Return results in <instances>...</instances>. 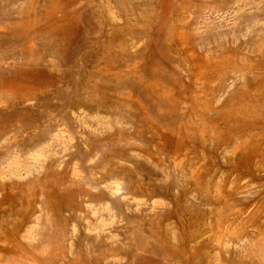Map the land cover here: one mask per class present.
<instances>
[{"label":"rangeland","instance_id":"1","mask_svg":"<svg viewBox=\"0 0 264 264\" xmlns=\"http://www.w3.org/2000/svg\"><path fill=\"white\" fill-rule=\"evenodd\" d=\"M0 264H264V0H0Z\"/></svg>","mask_w":264,"mask_h":264},{"label":"bare ground","instance_id":"2","mask_svg":"<svg viewBox=\"0 0 264 264\" xmlns=\"http://www.w3.org/2000/svg\"><path fill=\"white\" fill-rule=\"evenodd\" d=\"M46 20L50 23V26L51 27H48L47 30L50 31L52 34L55 33L56 34V26H57V23L58 21L55 20L54 18V15L52 12H49V14L46 16ZM58 29V28H57ZM60 30V33L61 35L62 34H66L67 33V29H64L62 28V26L59 24V29ZM59 32L57 34H60ZM39 73H41V71H39ZM29 73H23V76H21L23 79H24V82L21 83V86H23L25 83H27V80H26V77H31V76H28Z\"/></svg>","mask_w":264,"mask_h":264}]
</instances>
